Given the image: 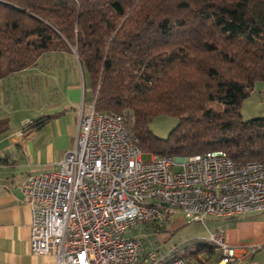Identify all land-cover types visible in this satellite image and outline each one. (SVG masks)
I'll list each match as a JSON object with an SVG mask.
<instances>
[{
  "label": "trees",
  "instance_id": "obj_1",
  "mask_svg": "<svg viewBox=\"0 0 264 264\" xmlns=\"http://www.w3.org/2000/svg\"><path fill=\"white\" fill-rule=\"evenodd\" d=\"M50 53L80 65L96 111L124 116L144 152L264 163V115L241 112L264 81V0H0V79ZM159 114L178 118L168 138L149 129ZM9 127L0 118V133ZM200 253L221 256L198 243L188 264Z\"/></svg>",
  "mask_w": 264,
  "mask_h": 264
},
{
  "label": "built area",
  "instance_id": "obj_2",
  "mask_svg": "<svg viewBox=\"0 0 264 264\" xmlns=\"http://www.w3.org/2000/svg\"><path fill=\"white\" fill-rule=\"evenodd\" d=\"M143 153L125 117L96 111L93 101L62 160L23 184L32 252L54 264H188L184 253L205 243L220 251L215 264H236L240 249L222 227L170 249L160 237L177 209L186 223L264 211V163L236 161L223 149Z\"/></svg>",
  "mask_w": 264,
  "mask_h": 264
},
{
  "label": "crops",
  "instance_id": "obj_3",
  "mask_svg": "<svg viewBox=\"0 0 264 264\" xmlns=\"http://www.w3.org/2000/svg\"><path fill=\"white\" fill-rule=\"evenodd\" d=\"M58 67L73 64L75 78L62 83L49 82L42 88L34 87L30 93L33 104L22 116L19 109L3 111L2 101L12 107L9 78H24L41 70L38 65L0 79V118L10 122L7 131L0 133V264H54L52 255H36L31 250L32 213L27 203L23 184L30 175L50 170L64 157L65 152L74 145L81 117L91 108V101L85 94L81 67L70 57L59 53L44 55ZM60 70V68H59ZM51 72V70H48ZM52 73V72H51ZM6 84L5 88L2 85ZM22 91V90H21ZM9 115V116H8ZM14 123L11 125L12 116ZM16 115V116H15ZM51 115L39 128L23 131L18 125H26L32 119ZM180 210H174L168 219V228L174 231L185 223ZM208 235L222 227L228 244L239 247L241 259L236 264H264V211L246 212L238 216L215 217L208 215L205 223ZM166 229V230H167ZM164 234L160 242H165ZM162 248V244L160 245ZM163 249V248H162Z\"/></svg>",
  "mask_w": 264,
  "mask_h": 264
},
{
  "label": "rangeland",
  "instance_id": "obj_4",
  "mask_svg": "<svg viewBox=\"0 0 264 264\" xmlns=\"http://www.w3.org/2000/svg\"><path fill=\"white\" fill-rule=\"evenodd\" d=\"M72 52L73 55H75L74 57H76V54L74 53L75 48H72ZM67 57H70L69 54H67ZM40 62L41 70L39 72H33L32 75H28L25 78L24 76L21 78L15 76V83H13V78H9V81L6 83L9 84V91L11 95L10 99L14 105H12V107L9 109V105L7 106V101H2L3 103L1 106H3V111L8 112L9 114L10 111L13 112L14 109L18 108L20 110L18 114L19 116H22L25 112H21V110L26 111L24 108H29L33 104V96L31 98L29 92L32 93L34 87L38 86V88L43 89V87L48 85L49 82H55L57 79L64 83L67 80L72 81L75 78V73L72 67L73 64L71 65L67 62L63 68L61 66L58 67V64L57 66H54L48 59V56H46V58L42 57ZM48 70H51L52 73ZM2 85L5 88L6 84L2 83ZM241 112L243 118L245 119H251L253 117L264 115V81L256 82L254 90L243 100ZM0 114L3 115L1 112ZM11 116V125H13L15 124L14 116ZM177 124V117L169 114H159L149 121L148 126L154 135L160 138H168ZM18 126V128H23L25 125L23 126V124H21ZM152 154L153 153L150 152H144L142 158L149 159ZM184 223V225L180 226L174 231L167 229V231L164 233V236L167 237V240L165 242H160V245L162 244L163 249H170L176 244L183 246L187 244L190 245L194 239L200 237L206 231L204 225L201 223ZM166 228H168V222ZM148 240L145 242L146 250H149L150 242ZM214 256L215 255H212L207 258L204 253H200L195 255L192 260L190 259L189 264H213L214 262L212 260L215 258ZM250 258L247 262L248 264L251 262Z\"/></svg>",
  "mask_w": 264,
  "mask_h": 264
}]
</instances>
